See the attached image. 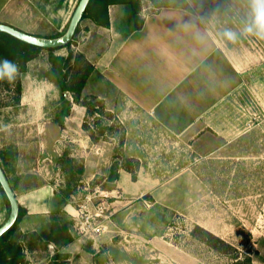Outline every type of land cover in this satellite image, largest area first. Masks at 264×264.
Here are the masks:
<instances>
[{
    "label": "rangeland",
    "instance_id": "374dc122",
    "mask_svg": "<svg viewBox=\"0 0 264 264\" xmlns=\"http://www.w3.org/2000/svg\"><path fill=\"white\" fill-rule=\"evenodd\" d=\"M137 1L142 15L160 5L194 7L227 34V47L257 56V89L228 104L240 136L217 142L214 135L199 149L196 136L168 133L105 83L86 50H77L80 37L62 76L45 53L20 106H9L16 84L0 87V144L19 194L50 189L46 218L22 221L15 232L24 264H264V40L241 21L246 1ZM60 76L70 91H61ZM85 78L81 99L97 107L92 115L72 91ZM127 160L137 181L130 171L123 177ZM98 208L104 213L96 218ZM86 216L106 228L96 240L77 234Z\"/></svg>",
    "mask_w": 264,
    "mask_h": 264
},
{
    "label": "crops",
    "instance_id": "0c3cea01",
    "mask_svg": "<svg viewBox=\"0 0 264 264\" xmlns=\"http://www.w3.org/2000/svg\"><path fill=\"white\" fill-rule=\"evenodd\" d=\"M79 1L0 0V24L36 37L58 38L66 32ZM245 1L248 12L240 17L250 29L254 16L251 0ZM155 9L141 14L143 28L132 31L124 22L126 6L111 4L109 26L99 25L91 18L82 20L76 36L82 42L77 50H86L105 83L168 133L196 136L199 149L214 135L217 142L238 139V123L228 117V104L242 93L257 89L262 69H257V56L250 51L241 55L237 48L227 47V34L213 28L202 11L194 7L160 5ZM223 25L233 34L234 26L227 22ZM45 53L50 63L55 59L61 64L70 51L43 50L28 62L27 71L21 75L25 99L32 93L27 79L41 77L38 67L46 62ZM0 163L20 206L27 211L22 221L46 218L51 209L49 187L19 194L17 172L1 144ZM124 176L127 178L128 171L123 170ZM8 214L0 189V226ZM22 232L25 233L23 229Z\"/></svg>",
    "mask_w": 264,
    "mask_h": 264
},
{
    "label": "trees",
    "instance_id": "16d2710c",
    "mask_svg": "<svg viewBox=\"0 0 264 264\" xmlns=\"http://www.w3.org/2000/svg\"><path fill=\"white\" fill-rule=\"evenodd\" d=\"M111 4H123L126 6V23L131 27L132 31H139L143 28L144 19L141 17V7L137 0H91L84 13L82 20L86 18H91L99 25L101 24L104 26H109L110 22L108 15V6H110ZM79 30L80 27L77 28L74 39L76 38ZM71 44L72 42L62 48H69ZM43 50L55 51L57 49H47L33 46L24 43L6 33H0V59L7 58L8 60L15 62L19 66V73L17 74L15 80L11 82L7 80H0V87L3 86L9 91L11 90V87L16 84V97L14 98V102L9 106H20L21 96L23 92L21 75L27 71L28 62L35 59ZM72 58L73 53L70 52L67 58L62 61V64L59 65V74L61 76L64 73V70L66 69L65 66L72 60ZM53 62V64L56 65L57 60L53 59ZM63 63H65L64 66ZM61 76L59 77L60 80L58 81V84L61 91L66 93L71 89L67 81L65 79H62ZM86 80V78L83 79L78 85V87L72 91L76 96V101L78 103H81L82 101V105L87 108V115H92L98 113L97 107L88 103V99H81L82 91L86 85ZM127 162L129 161H126L125 169L132 173V180L137 181L136 172H132V169L130 165L127 164ZM112 178L116 180L118 179V175L114 173L112 174ZM0 189L7 202L10 214L9 200L5 195L1 185ZM26 212V209L20 206V212L16 223L8 232H6L0 238V264H24V248L23 245L15 239V232L18 230L19 224L25 216ZM204 232L208 235L207 238L214 239L212 235H209L208 233H206V231Z\"/></svg>",
    "mask_w": 264,
    "mask_h": 264
},
{
    "label": "water",
    "instance_id": "95a60500",
    "mask_svg": "<svg viewBox=\"0 0 264 264\" xmlns=\"http://www.w3.org/2000/svg\"><path fill=\"white\" fill-rule=\"evenodd\" d=\"M91 0H80L79 4L72 16L66 32L58 38H41L33 35L23 33L8 25L0 24V33H6L24 43L47 49H58L65 47L74 40L77 28L80 26L84 13ZM0 185L7 196L10 203V214L7 220L0 226V238L8 232L16 223L19 212L20 204L15 195V192L1 166L0 163Z\"/></svg>",
    "mask_w": 264,
    "mask_h": 264
},
{
    "label": "clouds",
    "instance_id": "9594fccd",
    "mask_svg": "<svg viewBox=\"0 0 264 264\" xmlns=\"http://www.w3.org/2000/svg\"><path fill=\"white\" fill-rule=\"evenodd\" d=\"M251 10L254 16L253 27L249 31L258 39L264 40V0H251ZM19 73V66L8 60L0 59V80L9 82L15 80Z\"/></svg>",
    "mask_w": 264,
    "mask_h": 264
},
{
    "label": "built area",
    "instance_id": "2783aa9c",
    "mask_svg": "<svg viewBox=\"0 0 264 264\" xmlns=\"http://www.w3.org/2000/svg\"><path fill=\"white\" fill-rule=\"evenodd\" d=\"M104 213L102 208H98V212L95 214L96 218L101 217ZM78 229V235L86 237L88 240H96L98 237L103 235L106 231L105 226L97 221L93 216H86L82 218L80 222L76 224Z\"/></svg>",
    "mask_w": 264,
    "mask_h": 264
}]
</instances>
